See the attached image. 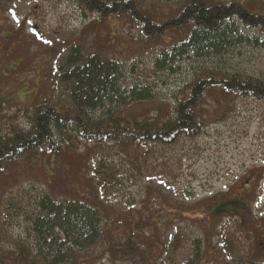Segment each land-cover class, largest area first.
Segmentation results:
<instances>
[{"label":"rangeland","instance_id":"374dc122","mask_svg":"<svg viewBox=\"0 0 264 264\" xmlns=\"http://www.w3.org/2000/svg\"><path fill=\"white\" fill-rule=\"evenodd\" d=\"M138 1L146 9L154 3L151 15L161 22L176 14L181 0ZM222 1H236L253 13L264 8V0ZM233 28L238 42L200 51L192 41L180 42L184 29L151 39L127 17L84 16L76 0H0V127L28 129L23 110L45 97L66 109L80 104L91 117L125 110L136 121L156 116L165 121L174 116L175 95L197 72L210 69L264 81V34L238 21ZM95 57L105 71L106 62L114 63L109 78L121 99L90 109L75 97L79 86L73 72L85 71ZM139 92L152 100L132 101ZM234 102V116L210 121L195 138L181 137L171 145L124 150L71 134L72 150L49 154L44 149L7 163L0 170V250L51 253L45 247L47 231L38 229L39 220L47 218L40 202L50 197L64 205V200L90 203L101 217L100 236L86 250L73 246L75 241L60 230L50 231L54 255L82 250V255H95L96 264H227L238 257L229 259L231 253L220 245L219 231L225 229L244 263L246 258L264 262V103ZM204 111L205 117L216 113L213 105ZM94 174H105L108 186L100 188ZM238 196L251 206L245 229L236 218H209L228 209L217 207L218 202ZM146 219L152 222L136 230ZM243 230L251 237L246 239ZM132 232L141 241L138 250L128 247L111 260L112 242L123 244ZM175 233L178 248L169 254L168 240Z\"/></svg>","mask_w":264,"mask_h":264},{"label":"trees","instance_id":"16d2710c","mask_svg":"<svg viewBox=\"0 0 264 264\" xmlns=\"http://www.w3.org/2000/svg\"><path fill=\"white\" fill-rule=\"evenodd\" d=\"M76 1L84 16L95 14L101 20L114 16L127 17L144 37L151 39L166 34L168 30L173 32L184 29L186 35L180 42L192 41L199 46L200 51H203L204 46L218 50L238 42L233 28L235 21L246 29H258L264 34V14H262L264 8L258 11L261 13H253L236 1L181 0L173 9L176 14L163 16L161 22H156L151 15V11L155 8L154 3L151 8L146 9L138 0ZM172 47L169 46L168 49ZM168 49L163 52H168ZM91 59L85 71L73 72V79L77 80L79 86L78 94L76 93L75 96L79 100L78 103L84 101L82 104L85 103L93 109L94 103H103L102 106H106V102L113 101L120 95L112 79L109 78L114 63L106 62L107 70L105 71L104 66L97 63L99 60L97 57ZM175 98L176 104L172 118L162 121L156 116L143 122L127 117L125 110L108 111L101 117H91L89 111L80 104L66 109L61 101L55 102L46 97L40 99L36 104L23 110L29 123L28 129L12 126L5 131L6 129L2 130L0 127V170L7 163L25 154H33L44 149L49 154L56 151L59 153L64 147L72 150L74 144L71 134L84 142L112 143V145L122 146L124 150L134 147L141 150L147 147L148 143L171 145L181 137L195 138L208 122H222L227 116H234L236 99H253L264 103V81L241 74L206 69L195 73L192 81L180 90ZM134 99L138 100L137 103L152 100L148 94L140 92L132 95V101ZM92 101L94 102L91 103ZM211 105L215 107L216 113L213 116H203L204 107H211ZM17 111L20 113V110ZM54 134L58 135L59 139V145L56 147H54ZM93 179H97L102 189L109 184L105 174H94ZM238 199H224L218 202L217 207L229 206L228 209L212 212L209 218H219L223 215L236 218L239 221L237 225L245 229L246 218L252 214L251 206H248L242 197L238 196ZM63 202L65 205L62 202H54L50 197L40 202V209L46 213L47 218L39 220L38 229L47 231L46 234L50 240L45 247L51 251L49 255L41 253L34 255L20 248L9 252L0 250V264H96L100 261L95 258V255H82L80 253L82 250L78 252L69 250V255L61 253L54 255L53 247L49 248L54 245L50 233L54 229L60 230L68 239L74 240L73 246L81 245L85 250L91 247L100 236V230L96 224L101 217L94 205L79 203L80 201L75 200ZM235 202H241L240 206L237 207L235 204L232 207V203ZM151 222L152 219L139 221L136 230L143 229ZM243 232L246 239L251 237L248 232L244 230ZM178 236H180L178 233L171 235L168 240L169 249L178 248ZM219 236L222 248L231 253L228 256L229 259L235 257V254L238 257V259H230L227 264H264L249 258H246L247 262L244 263L245 260L237 256V247H233L235 245L232 241L233 236L225 229L219 231ZM140 245L141 241L132 232L123 244L112 242L107 254L111 260H114L117 252L125 251L128 247L137 251ZM168 247L166 246V249ZM172 249L168 252L169 254L174 253Z\"/></svg>","mask_w":264,"mask_h":264}]
</instances>
